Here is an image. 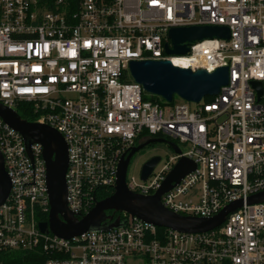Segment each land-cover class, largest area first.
<instances>
[{
	"label": "built area",
	"instance_id": "1",
	"mask_svg": "<svg viewBox=\"0 0 264 264\" xmlns=\"http://www.w3.org/2000/svg\"><path fill=\"white\" fill-rule=\"evenodd\" d=\"M217 26L229 39L196 42L167 55L173 28ZM131 61L228 71L218 95L199 103L147 95ZM209 99V100H208ZM30 104L35 120L63 138L66 207L80 219L96 191L114 189L122 158L140 142L167 139L179 149L127 190L155 195L181 159L195 164L160 197L167 211L212 219L209 231L158 228L125 213L119 226L62 239L38 229L50 210L42 148L0 118V155L10 192L0 206V264L39 253L43 264H264V0H0V104ZM180 145L188 147L181 151ZM170 148V147H169ZM115 215H117L115 217ZM47 222V221H46Z\"/></svg>",
	"mask_w": 264,
	"mask_h": 264
},
{
	"label": "water",
	"instance_id": "2",
	"mask_svg": "<svg viewBox=\"0 0 264 264\" xmlns=\"http://www.w3.org/2000/svg\"><path fill=\"white\" fill-rule=\"evenodd\" d=\"M172 49L165 45L167 55H185L188 47L196 42L212 39H229V31L225 27L203 26L173 28L168 33ZM129 73L132 80L141 86L147 95L160 98L165 103H171L174 97L185 102L199 103L205 97L218 95L221 87L227 85L228 71L219 68L212 73L203 70L191 72L174 67L167 61H131ZM0 118L5 124L23 138L27 147L38 144L42 148V158L46 167V188L49 201L47 222L39 223L38 229L42 234H53L62 239H71L82 234L106 231L119 226L114 221L108 226L104 222L113 214L125 213L158 228L172 229L178 232H205L220 226L225 217L241 206L240 202L227 206L219 215L212 219H194L175 215L163 208L160 197L176 185L186 174L195 169V164L187 159H181L168 175L159 191L149 197L137 195L127 190L125 177L130 159L138 151L151 143L163 144L161 139L147 140L145 143L131 149L122 158L116 173V183L113 194L96 202L94 207L80 219L73 216L66 207L65 174L68 167L66 144L61 135L54 129L22 120L15 111L0 104ZM175 153L179 149L174 144H167ZM159 157L147 160L140 169V178L145 181L155 166ZM10 182L3 167L0 155V206L8 198ZM264 201V193L251 197L248 204Z\"/></svg>",
	"mask_w": 264,
	"mask_h": 264
},
{
	"label": "trees",
	"instance_id": "3",
	"mask_svg": "<svg viewBox=\"0 0 264 264\" xmlns=\"http://www.w3.org/2000/svg\"><path fill=\"white\" fill-rule=\"evenodd\" d=\"M145 99L160 102V100L157 97L145 96ZM15 112L22 120L28 123H31L35 120V115L33 114L30 104H26V103L17 104L15 108ZM112 194H113V190L109 188L98 190L96 191L95 194V200L101 201L111 196ZM111 213L112 212H108L107 215ZM116 216L117 215H115V217ZM46 221H47V216L41 215L39 222L44 223ZM16 257L17 258L15 259H9L8 264H43V262L46 260V257L39 253L17 254Z\"/></svg>",
	"mask_w": 264,
	"mask_h": 264
},
{
	"label": "rangeland",
	"instance_id": "4",
	"mask_svg": "<svg viewBox=\"0 0 264 264\" xmlns=\"http://www.w3.org/2000/svg\"><path fill=\"white\" fill-rule=\"evenodd\" d=\"M177 100V97H175ZM181 151H187L188 147L180 145ZM153 157H159L161 160L165 161L167 157H171V150L165 144H155L142 152L134 155L129 162L126 177L127 178H137L140 173V169L145 161Z\"/></svg>",
	"mask_w": 264,
	"mask_h": 264
},
{
	"label": "flooded vegetation",
	"instance_id": "5",
	"mask_svg": "<svg viewBox=\"0 0 264 264\" xmlns=\"http://www.w3.org/2000/svg\"><path fill=\"white\" fill-rule=\"evenodd\" d=\"M158 139H161V140L165 141V143H163V144H165L166 146H167L168 143L173 144L171 141H168L167 139H162V138H158ZM145 142H146V141L140 142V143H138L136 146L141 145V144H143V143H145ZM155 144H156V143H151V144L146 145L142 150L138 151L136 154L142 152L143 150H145V149H147V148H149V147H151V146H153V145H155ZM167 147H168V146H167ZM168 148H169V147H168ZM136 154H134V155H136ZM145 162H146V161H145ZM145 162H144V163H145Z\"/></svg>",
	"mask_w": 264,
	"mask_h": 264
}]
</instances>
